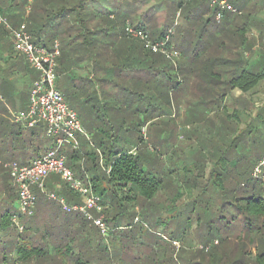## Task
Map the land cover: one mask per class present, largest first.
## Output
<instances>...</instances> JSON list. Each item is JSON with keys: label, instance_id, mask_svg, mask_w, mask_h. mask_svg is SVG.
Returning <instances> with one entry per match:
<instances>
[{"label": "rangeland", "instance_id": "374dc122", "mask_svg": "<svg viewBox=\"0 0 264 264\" xmlns=\"http://www.w3.org/2000/svg\"><path fill=\"white\" fill-rule=\"evenodd\" d=\"M167 2L169 0L160 4L159 13L151 15L149 22L156 29H160L163 21L167 22L166 25H170L172 18L168 15L170 11H167ZM213 14L211 8L208 12L196 11L194 17L191 18L189 28L192 33L188 32L187 40L183 41L181 48L190 43L192 34L196 36L204 34L202 37L210 38V34L218 33L219 42L217 44L224 56L227 52L239 51L238 45L243 39L241 28L238 30L228 28L229 35L226 34L225 29L233 18L239 17L238 19L244 22L249 19L250 15L243 14V12V16L226 13L220 22H215ZM134 17L135 15L130 20L134 21ZM3 18L6 19L4 16ZM209 18H213V21L203 31L205 21ZM6 21L8 22L7 19ZM178 24L181 25V22L175 18L171 26L174 35L170 38V44L179 53L177 44L179 45L180 42L175 39L178 38ZM9 39L2 40L3 54H7L9 47H12ZM46 40H51V37L47 36ZM108 43L110 46L114 44L113 41H108ZM117 43L136 46L138 52L131 57L125 56L123 61L116 64L107 63L106 72L102 75L99 73L98 67L100 66H97L96 59L79 63L82 65L80 69L72 67L66 75H57L58 90L65 96L68 105L77 113L87 134V137L77 134L76 140L80 145L78 150H73L65 143L61 152L67 156L78 155V153V156H81L80 152L84 149L88 153L97 152L95 147L89 145V138L97 146L105 140L112 144L115 150L122 148L135 152V147H137L141 153H145L151 166L161 175L162 179L172 181L170 190H162L153 199L155 207L163 212V220L167 217L170 220L169 224L165 228L162 226L154 228L150 222L145 221L150 231L164 237L170 243L168 252L170 251L173 259L170 264H212L209 261L208 250L209 254L215 253L221 262L222 260L230 262L231 252H234L232 258H237L241 250L251 252L254 256L258 252L256 242L250 243L247 239H241L242 234L239 238L243 247H236L237 243L240 244L236 235L243 228L237 220L229 223V218L233 213L231 210L233 198L242 194L249 196L258 193L262 196L264 192V179L254 177L252 174L253 168L264 158V80L252 90L253 94L247 105L238 106L240 109L244 107L245 113L236 114L235 118L227 120L226 124L231 126L227 130L228 139L225 140L214 133L209 134L212 135L211 138L201 139L197 135L206 126L205 121L208 118L215 120L214 118L220 114H227L223 107L226 106L228 109L230 102L223 101L220 96L224 88L221 80L211 81L212 84L209 86L218 94L214 100H197L191 95L193 91L188 87L190 85L185 83V75L179 71L183 60L180 55L174 59H166L160 54L145 52L141 49L140 43L126 40L121 36ZM38 45L47 49L52 47L51 42L43 41ZM257 46L255 50L249 51L247 47L246 51L242 50V59L247 61V58L254 57L264 62V41L258 43ZM103 48L102 52L105 53L106 49ZM156 60L159 62L152 65V61ZM7 61L24 67L22 68L23 73L26 68L25 73L28 71L29 75L37 79V73L29 68L24 57H17L14 53L7 56ZM216 68L218 71L227 70L222 65ZM23 78L22 75L21 78L11 80L12 95L5 94L0 87V94H3L5 98L2 99L0 108L2 105L3 107L8 105L9 108L17 111L26 108L24 102L27 99V87L24 80L21 82ZM79 82L82 85L78 91L76 84ZM72 83H76L74 87ZM11 113L6 114L8 120H11ZM141 124H145V127L139 130ZM186 125L189 127L186 128ZM142 129H145L143 134ZM26 134L37 135L39 142L44 144V151L52 149L50 144L53 143V138L46 135L45 124L26 129L23 135ZM213 146L222 147L227 157L221 163L217 162L219 169L213 170L212 173L213 160L211 161L210 148ZM22 154V156L20 153L13 156L12 161L25 165L29 161L21 163L20 158L27 157L31 160L39 156L34 149ZM100 159L101 156L97 153L98 166L94 168H97L99 174L103 172L102 167H104ZM0 161L7 169L5 165L9 163V160L0 159ZM78 164L84 172L86 163L83 157L78 160ZM206 164L209 165L206 166ZM204 166H206L205 169ZM141 203L142 200L139 199L134 205L126 204L128 212L134 214L135 223L143 220L141 213L146 207L143 209ZM169 203L170 206H168ZM18 208V201H15L14 209ZM91 213L95 215V212L91 211ZM222 219L227 220L228 223L227 221L222 223ZM121 221L119 225H127L125 220ZM11 232L20 237L24 235V232H18L15 229ZM8 234L3 233L4 236ZM1 240L4 242L6 238ZM150 242L145 234H140L136 239V243L141 244L139 247L141 252H146L144 246L145 244L150 245ZM216 243L219 245H214ZM131 261L123 256L122 264H132ZM251 262V257L246 259V263L251 264Z\"/></svg>", "mask_w": 264, "mask_h": 264}, {"label": "trees", "instance_id": "16d2710c", "mask_svg": "<svg viewBox=\"0 0 264 264\" xmlns=\"http://www.w3.org/2000/svg\"><path fill=\"white\" fill-rule=\"evenodd\" d=\"M166 1L0 0V16L6 17L8 23L14 28L24 20L26 21L27 18V30L35 44L44 41L46 43L51 42L53 45L54 41L58 42L57 75L69 73L72 67L80 69L82 65L79 63L90 62L93 59H96L97 66H100L98 67L99 73L105 74L107 63L105 54L102 52L100 39L111 35H119L126 39L124 26L126 21H129L133 26L146 31L151 40H161L164 39L168 30L171 29L174 19L177 18L181 22V25L178 24V38H175L180 42L179 49H183V52L191 49L194 52L190 61H195L193 66L199 64L203 67L201 73L197 75L200 81H206L210 85L212 84L211 81L221 80L220 82L224 86L223 93L220 95L222 98L234 88H238L242 93H247L264 80V73L248 70L246 61L242 59V52L246 47H249L246 37L244 39L243 28L240 29L243 33V39L238 45L240 49L232 58H215L212 56L198 60V52L203 49L214 50L219 48L216 36L213 34H210L211 37H207L203 42H201V38L204 34L201 36L192 34L190 35V43L181 48L184 41V38L181 37L187 35L188 32L189 34L192 33L189 28L191 18L194 17L196 11H210L208 0H190L187 2L169 0L166 7L167 11H170L168 15L172 18L170 25H166L167 22L163 21L160 24V29L152 26L149 22L151 15L159 13L160 4ZM229 1L240 11L239 16H241L239 0ZM186 6L190 7L185 9ZM133 15H135L134 21H131ZM212 21L213 18L205 21L203 31ZM225 30L228 34V28ZM47 36L51 37V40H46ZM8 37H10L9 32L0 24V64H8L7 56H4L1 45L2 40H6ZM136 42L140 43L139 41ZM169 45L172 46L170 39ZM141 49L149 52L142 45ZM10 51L11 48L9 47ZM179 55H181L180 51ZM155 62H159V60ZM9 65L10 67L16 66V63H9ZM221 65L227 70L215 71L216 67ZM9 71L11 70L3 69V65H0V87L6 91H11L10 86L13 84L9 81ZM203 89L205 88L203 87ZM0 97L2 104L4 95L0 94ZM223 109L226 108L223 107ZM6 114V108L2 105L0 108L1 160H9V163L16 162L12 161L13 156H17L16 154L19 153L22 156V153L31 149L36 150L39 156L47 152L44 151V144L39 142L40 139L37 135H23L27 128L8 120ZM143 127L145 124L139 125V130ZM102 142L98 147L101 149L99 151L104 166L102 167L103 172L98 173L95 178L88 179L93 191L101 198L102 204L106 206L104 222L109 228L106 237L81 213L67 211L58 201L48 198L49 194H54L57 198H63L68 205L82 204L81 198L72 192L58 175H50L43 184V190L33 188L36 196L35 208L30 216H20L19 220L23 225V230L19 231L12 222L14 216H19L18 209H14V202L17 201L18 196L17 189L10 178L8 169H5L0 161V264H122L123 256L131 259L132 264H167V262L170 264L173 262L172 254L170 251L168 252L170 243L164 237L150 231L145 223V221L150 222L154 228L161 226L165 228L169 224L170 220L168 217L163 220V212L155 207L153 199L162 190H170V182L172 181L162 179L161 175L151 166L145 153H141L137 147H135V152L122 148L115 150L112 144L107 143V141ZM50 145L52 147L53 143ZM89 154L84 171L94 170L96 169L94 167L98 166L96 163L97 152H90ZM77 156L68 155L67 166L76 173L78 178L86 179L85 173L77 163ZM105 169H109V173H106ZM139 199L142 200L141 207L143 209L146 207V209L141 213L143 220L140 223H135L134 214L128 212L126 204L134 205ZM233 199L231 207L233 213L229 218V223L237 220L243 228L236 235V239L240 242V244H236V247L242 248L241 239H247L250 243L256 242L258 252L252 256L251 252L241 250L237 258H232L234 252H231V261L222 260L221 262L215 253L209 254L208 250L209 261L212 264H248L246 259L251 257V264H264V192L262 196L258 193L249 196L242 194ZM122 219L127 225H119ZM226 221L223 220L222 223ZM12 229L24 232L23 237L18 234H11ZM3 233L9 234L4 236ZM140 234H145L149 242L151 241L150 245L145 244L144 246L146 252H141L139 250L141 244L136 243ZM240 234H242L241 239L239 238ZM168 236L170 237V233ZM4 238L6 241L3 242L1 239ZM214 245L218 246L219 243Z\"/></svg>", "mask_w": 264, "mask_h": 264}, {"label": "built area", "instance_id": "2783aa9c", "mask_svg": "<svg viewBox=\"0 0 264 264\" xmlns=\"http://www.w3.org/2000/svg\"><path fill=\"white\" fill-rule=\"evenodd\" d=\"M208 5L214 12L216 22H220L226 13L240 14V11L229 0H208ZM0 24L9 32L14 51L23 56L27 64L38 75L30 89L27 107L12 112L11 121L27 129L45 124L46 135L53 138L52 149L32 159L28 164L11 162L5 165L18 194L19 216L12 218L13 224L19 231L23 230L19 219L20 216H30L34 210L36 196L33 188L43 190L45 180L50 175H58L63 183L81 198L82 204L68 205L63 198H57L54 194H49L48 198L58 201L67 211L81 213L86 220L92 222L100 230L102 235H106L109 231L104 222L106 206L93 191L90 180L87 177L85 180L78 178L76 173L67 166V156L61 152L65 143L73 150H78L77 134L86 137L87 134L77 113L68 105L64 95L56 86L58 42L54 41L52 47L47 49L32 41L25 23L14 28L0 16ZM172 34L173 30L169 29L164 39L153 41L146 31L133 26L129 21H126L124 26L126 39L139 41L145 50L162 54L169 59L179 57V53L169 45ZM100 160L102 163V158ZM263 169L264 158L253 168V176L264 179ZM105 172L109 173V169H105ZM91 211L95 212V215Z\"/></svg>", "mask_w": 264, "mask_h": 264}, {"label": "crops", "instance_id": "0c3cea01", "mask_svg": "<svg viewBox=\"0 0 264 264\" xmlns=\"http://www.w3.org/2000/svg\"><path fill=\"white\" fill-rule=\"evenodd\" d=\"M240 4H241V12H243V14H249V19L240 21V19H238V17L233 18L230 21V25L227 28L230 27H234L237 29L243 28V32L244 35L246 37V41L247 44L249 45L248 50H255L256 47H258V43H263L264 41V0H239ZM242 15V14H241ZM243 16V15H242ZM251 20V21H250ZM22 23L27 24V22L24 20ZM188 35L184 36V41L187 40ZM216 37V42L218 41V33L215 35ZM10 37H8L9 39ZM206 37H202L201 38V42H203L204 40H206ZM119 39V35H111L109 36H104L102 39H100L101 43H102V48L103 46H105L103 49L105 50V58H106V63L108 64H116L118 62H121L124 60L125 56L126 57H131L133 55H135L134 53L137 54V49L136 46L133 45H123L120 43H117ZM11 45H12V41L11 38L9 39ZM108 41H113L114 44H112V46H110V43H108ZM180 45V43H179ZM179 45L177 44V47L179 48ZM107 46V48H106ZM110 46V47H109ZM191 48V47H190ZM181 55L180 58L182 57L183 60L181 61L180 64V73L183 72V75H185V83L189 84L190 86H188L190 88L192 92V97L196 98L197 100L200 101H211L212 99H215V96L217 95L216 92H214L206 83V81H200V79H198L197 75H199L201 73V71L203 70V67H201V65L197 64L194 65V62L190 61V58L192 56V54H194V52L189 49L188 51L183 52V49H179ZM246 51V49L244 50ZM14 49H13V45L11 47V51L8 52L7 54H4L6 56H9L11 54H14ZM237 52H227L225 54V56L223 55V51L220 50V48H216L214 50H204L203 52H198L199 54V59L198 60H203L206 57H215V58H221V57H226V58H232L233 56H235ZM247 54V53H245ZM15 55L17 57H21L19 55H17L15 53ZM108 55V56H107ZM197 60V61H198ZM153 63V61H152ZM151 63V64H152ZM264 62L259 61L258 59H255L254 57L251 59L247 58L246 61V68L250 71L253 72H258V73H264ZM9 64V63H8ZM8 64H3V69L7 68L9 71V75H10V79L9 81L12 82L11 80L14 78H21L22 75L24 76L23 79H21V82H23V80L26 83V87H27V99L25 100L24 104L27 107L28 101H29V89L31 87V85L35 82V78L34 76H31L28 74V71L25 73V71L23 73V67L19 66V65H13L12 67H10V65L8 66ZM155 64V61H154ZM152 64V65H154ZM30 68V67H29ZM179 68V67H178ZM217 69V68H216ZM261 69V70H260ZM218 70V69H217ZM66 75V73H61L58 74L59 75ZM194 77V78H193ZM57 83V82H56ZM76 84V83H75ZM74 83H72V86H75ZM76 90L79 91V88L82 84L77 83L76 84ZM57 86V84H56ZM72 87V88H73ZM203 87L205 89H203ZM2 88V87H1ZM202 88V89H201ZM74 89V88H73ZM72 89V90H73ZM254 89V88H253ZM252 89V90H253ZM252 90H250L247 93H242L238 88H234L233 90H231L230 92L227 93V97L223 98V101H229L230 105L228 106V109H223L224 111L227 112L226 115H219L216 118H214L215 120H211L210 118H208V120H206V126H204L202 128V130L198 133V137H200L201 139H205L207 137H210L212 135H209L210 133H214V135H220L221 138L223 139H228V135H227V130L231 128L230 124L227 125V120H229L230 118H235L236 114H240V113H245L244 107L242 109H240L238 106L239 105H247V102H249L251 100L250 96L253 94ZM2 91L5 92V94H10L12 95L13 91L10 90H4L2 88ZM83 91V90H82ZM8 92V93H7ZM65 97V96H64ZM252 102H250L251 104ZM226 108V106H224ZM6 111L7 113H11L12 111L16 112L17 110H12L11 108H9V106L7 105L6 107ZM21 110V109H20ZM18 110V111H20ZM83 127V126H82ZM186 128H188L189 126L186 125ZM145 131V129H144ZM142 131V134L143 132ZM107 138V137H106ZM211 138V137H210ZM89 141V145L93 146L96 148V151L98 154H100L101 152L99 150L100 147H98L96 144H94V142H92V140L88 138ZM105 141V140H103ZM80 146V145H79ZM212 153V157H211V161L213 160V167L211 169V171H215L216 169H219L218 166L216 164H218L217 162L221 163V161H224L227 157V155H224V150L222 147H216L213 146L210 148ZM94 152V151H93ZM143 152V151H142ZM95 153V152H94ZM226 154V152H225ZM79 155V153H78ZM81 156H77V161L79 159H81L82 157L84 158L85 162L88 160L90 154L87 152V150H82L80 152ZM32 160V159H31ZM29 160L27 157L26 158H20L21 163L23 161H31ZM28 162V163H29ZM78 163V162H77ZM211 164V163H209ZM209 164H206V166H208ZM206 166H204V169L206 168ZM85 173V177L87 178H95L96 175H98L97 173V168L94 170H87L84 171ZM82 180H85V178H81ZM170 187H171V182H170Z\"/></svg>", "mask_w": 264, "mask_h": 264}]
</instances>
